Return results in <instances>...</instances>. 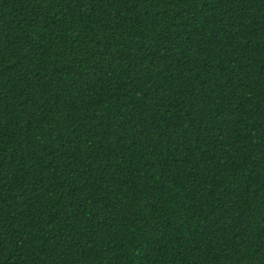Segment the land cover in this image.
I'll use <instances>...</instances> for the list:
<instances>
[{"label":"trees","instance_id":"1","mask_svg":"<svg viewBox=\"0 0 264 264\" xmlns=\"http://www.w3.org/2000/svg\"><path fill=\"white\" fill-rule=\"evenodd\" d=\"M0 264H264V0H0Z\"/></svg>","mask_w":264,"mask_h":264}]
</instances>
